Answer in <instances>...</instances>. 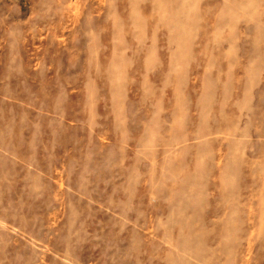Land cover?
Here are the masks:
<instances>
[{"label": "rangeland", "instance_id": "374dc122", "mask_svg": "<svg viewBox=\"0 0 264 264\" xmlns=\"http://www.w3.org/2000/svg\"><path fill=\"white\" fill-rule=\"evenodd\" d=\"M0 264H264V0H0Z\"/></svg>", "mask_w": 264, "mask_h": 264}]
</instances>
